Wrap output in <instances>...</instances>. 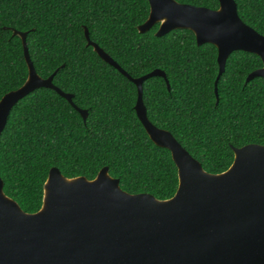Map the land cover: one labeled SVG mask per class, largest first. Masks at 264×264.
Listing matches in <instances>:
<instances>
[{
  "label": "trees",
  "instance_id": "trees-1",
  "mask_svg": "<svg viewBox=\"0 0 264 264\" xmlns=\"http://www.w3.org/2000/svg\"><path fill=\"white\" fill-rule=\"evenodd\" d=\"M218 9L219 0H176ZM240 18L264 35V0H235ZM148 0H0V100L28 77L22 39L42 78L73 95L86 120L64 97L38 88L11 110L0 135V177L5 194L26 213L43 204L52 167L67 178L94 179L103 167L130 193L173 197L178 170L171 152L157 146L135 105L137 86L88 45L90 39L131 77L165 72L143 84L150 121L168 130L205 171H226L234 147L264 145V78L247 82L263 66L250 52L235 51L217 83L218 49L197 44L195 34L177 29L158 37L159 24L140 33Z\"/></svg>",
  "mask_w": 264,
  "mask_h": 264
},
{
  "label": "water",
  "instance_id": "water-1",
  "mask_svg": "<svg viewBox=\"0 0 264 264\" xmlns=\"http://www.w3.org/2000/svg\"><path fill=\"white\" fill-rule=\"evenodd\" d=\"M144 33L159 24L161 37L188 29L197 44L218 49L217 83L235 51L258 55L263 66L247 77L264 78V35L239 16L235 0H219L218 9L148 0ZM22 39L28 77L18 89L0 100V135L12 108L34 90H55L81 114L73 95L54 85V74L42 78L27 47V32L13 29ZM88 45L108 64L130 79L138 90L135 109L150 139L167 148L178 170L173 197L159 200L149 193L130 194L107 167L89 180L65 177L52 167L43 186L39 211L26 213L8 197L0 177V264H264V145L234 147L232 165L224 172L204 170L168 130L155 126L143 102V84L165 72L155 69L131 77L108 53L94 43L85 29Z\"/></svg>",
  "mask_w": 264,
  "mask_h": 264
}]
</instances>
